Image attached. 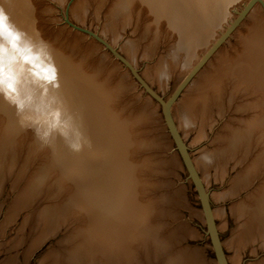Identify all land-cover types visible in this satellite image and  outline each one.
<instances>
[{
    "label": "rangeland",
    "instance_id": "374dc122",
    "mask_svg": "<svg viewBox=\"0 0 264 264\" xmlns=\"http://www.w3.org/2000/svg\"><path fill=\"white\" fill-rule=\"evenodd\" d=\"M6 1L0 0V7L23 33V37L16 39L14 34L0 33V85L8 77L13 78L15 85L7 91V96L0 90V264L7 263L13 257L18 264H68L70 258L75 259L77 264H162L166 253L156 241L157 236L160 233L169 235L179 230L182 232L183 225L198 233L197 237L189 235L184 247L202 250L206 252L209 264H218L207 226L201 219L203 210L198 192L166 128L162 106L151 94L153 92L166 101L188 71L186 47L181 46L179 33H175L176 30L171 28L165 17L157 18L152 14L145 3V6L143 3L137 4L140 3L138 0L133 4L137 7L125 4L129 2L127 0H24V10H21L23 5L17 0ZM247 1H229L230 15L225 14L219 25H225L227 18L240 14ZM263 1L259 3L262 5L259 6L262 35ZM138 5L143 7L138 8ZM145 7L149 8L150 13L149 10L143 11ZM15 11L18 15L14 14ZM145 12L146 15H142ZM248 18L249 15L246 20ZM251 25L240 28L239 32L243 33L237 32L232 42L228 41L226 47L223 46L227 49H221L225 56L221 54L223 58L220 57L223 61L225 57L227 64L220 66L223 64L221 58L214 61L217 67L213 64L210 70L214 67V72L209 73L218 71L219 74L200 93L205 100L202 101L198 93L196 96L200 99H193L195 104L203 107L200 117L204 120H196L192 133L179 132L192 159L205 154H213L217 159L221 156L222 162L212 164V168L207 170L211 175L207 172L205 175L209 180L211 208L214 211L221 209L223 217H226V220L222 217L215 219V222L216 225L219 223L217 228L222 225L218 228V234L228 264H232L230 258L235 257V252H232V248L228 250V247L240 229L232 208L247 198L250 201L254 192L260 194L264 190L263 129L259 128L260 133L258 128L253 134L246 132L253 141L244 134L245 138L244 135L242 137L247 139L245 141L241 137L242 146L239 147L235 137H240L231 135L237 134L239 126H244L240 121L258 117L260 110L253 104H257L256 101L262 98L260 95L264 94V59L263 64L259 62L251 66L245 58L236 63L241 54L242 58L246 55L247 43L245 45L242 39L250 35ZM218 27H214L215 31L220 30ZM205 48L204 43H199L198 50L194 52L195 60ZM250 52L248 50L247 53ZM159 65H163L160 66L162 70ZM150 69L153 75L148 72ZM240 69L244 73L242 80L245 72H249L243 87L242 82H236L237 77L233 75ZM172 73L177 76H172ZM176 77L180 82L174 81ZM161 78L164 84H160ZM227 80H231V83ZM246 81L249 85L244 83ZM235 82L237 84L234 85ZM236 86L242 87V91L237 90ZM51 87L59 91L61 98L56 109L45 105L41 99V96L52 93ZM22 97H31V100L29 107L23 113H18L13 100ZM69 99L81 105L78 113L70 110L73 103ZM148 102L154 103L153 111L157 113L153 122L142 119L144 115L140 108ZM249 102L251 104L247 107ZM243 104L245 107H240ZM239 109L242 110L240 114ZM255 109L259 110L258 114ZM229 124H235V129ZM225 133L231 134L226 136ZM224 136L234 137L231 139L233 143ZM260 136L261 141L255 142L254 139ZM159 138L164 139L165 145L170 139L173 143L170 142L169 147L152 143ZM217 138L221 139V143ZM228 141L237 147L234 149ZM243 144L248 146L247 149L244 150ZM72 145H79V150H74ZM102 145L103 149L109 150L108 158L106 154L102 155ZM217 152L218 156L214 155ZM175 153L179 164L172 166L168 162L170 157L176 156ZM226 155L230 156L226 158ZM223 162L227 163L225 167H222ZM246 171L253 175L251 185L247 184L246 189L243 187V191L235 195L232 189L237 175ZM181 190L185 193V199H181L178 193ZM121 194L134 198L138 206L137 211L130 212L129 202L126 204L127 230L119 240L114 234L99 232L93 221L98 220L99 223L103 214L107 213L108 208L104 205H112ZM212 194L221 196V199H214ZM95 202L104 205L99 207ZM108 215L113 216L110 211ZM177 241L175 237L170 240L168 246L171 250V245ZM125 247L126 254L120 253ZM242 247L240 264H255L264 260L263 244L251 242ZM112 252L118 255L114 260L110 256ZM106 254L107 258L110 257L108 261Z\"/></svg>",
    "mask_w": 264,
    "mask_h": 264
},
{
    "label": "bare ground",
    "instance_id": "6f19581e",
    "mask_svg": "<svg viewBox=\"0 0 264 264\" xmlns=\"http://www.w3.org/2000/svg\"><path fill=\"white\" fill-rule=\"evenodd\" d=\"M7 1H10V0H7ZM6 1V2H7ZM18 2H20V4H21V10H24V8L26 9V7L24 6V0H17ZM127 1H129L128 3H125V4H127V5H129V6H133V4H134V1H136V3H137V0H127ZM126 1V2H127ZM131 1V2H130ZM140 1V3H137V4H141V3H143V5H144V3H145V5L147 6V7H149L150 8V10H151V12H152V14H154L155 16H157V18H161V17H165L166 18V20L169 22V24L171 25V28L173 27V30L175 31V33L177 34V32L179 33V35H180V38H181V46L182 47H186V52H187V66H186V69L188 70H185V71H187V73H186V75L184 76L183 74H184V72H182L183 74H181L182 76H184L183 77V79L181 78V76H179L182 80H181V82H180V80L176 77V79H174V81L175 80H179V84L177 85V83H176V85H177V87H176V89L178 88V86L182 83V81L188 76V74L197 66V64L203 59V57L208 53V51L214 46V44H216L220 39H221V37L228 31V29L232 26V24L233 23H235L236 22V19L239 17V15L240 14H238V15H234L235 17H233V16H231L232 18L231 19H229V18H227V20H225V22H226V24L223 26V25H219V24H222V23H220V22H222V19H223V17H224V15L225 14H228V15H230V11H229V8H228V6L229 5H227L228 3H229V1H231V0H138V2ZM241 1H243V0H241ZM247 1V0H246ZM251 0H249V1H247V4L250 2ZM264 2V1H263ZM1 3V2H0ZM2 3H3V1H2ZM238 3V2H237ZM236 3V4H237ZM260 3V2H259ZM259 3H257V4H255L253 7H252V9L249 11V13L247 14V16L249 15V18L246 20V18H247V16L242 20V22L235 28V30L231 33V35L229 36V38L226 40V42H228L229 41V43H230V41L232 40V38H234L238 33L237 32H239V31H241L240 30V28H243V26H246V25H249L250 23L252 24L251 25V29H250V32H248V33H250V35L247 33V35H249L246 39H242V41L244 40V42H245V45H246V43H247V50H246V55H244L243 56V58L241 57L243 54H241L239 57H238V60H237V62L236 63H238L239 64V62H240V60L242 61L244 58L246 59V62L248 63V65L249 66H251L252 64H255V63H261L262 62V64H263V59H264V34L262 35L261 33H260V31H261V27L263 26V24H261V22H262V16H260L261 15V12L259 11V6H261L262 7V5H260ZM240 4V3H239ZM246 4V5H247ZM144 5V6H145ZM233 5H234V3H233ZM238 5V4H237ZM242 5H243V2H242ZM245 5V6H246ZM139 6H142V5H138V8H139ZM236 6V5H235ZM244 6V5H243ZM18 7H20V6H18ZM133 7H137V6H133ZM143 7V6H142ZM234 7V6H233ZM232 7V8H233ZM149 8L148 9H146V7L143 9V11H145V10H149ZM16 9H17V7H16ZM15 9V10H16ZM131 9H133L132 7H131ZM236 9V7L233 9V10H235ZM242 9V8H241ZM244 9V8H243ZM263 9H264V7H263ZM137 10H139V9H137ZM136 10V11H137ZM150 10H149V13H150ZM230 10H232V9H230ZM232 10V11H233ZM261 10V9H260ZM132 11V10H131ZM138 12H140V10L138 11ZM148 12V11H147ZM240 12V11H239ZM15 13H17L16 11L14 12V14ZM26 13V12H25ZM234 13V12H233ZM263 14V13H262ZM16 15H18V13L16 14ZM142 15H146V12L144 13V14H142ZM15 16V15H14ZM128 16H129V14H128ZM127 16V17H128ZM130 16H134V15H130ZM148 16H150V14L148 15ZM23 17H24V11H23ZM142 17H144V16H142ZM153 17V16H152ZM263 17H264V15H263ZM130 19H134V18H131L130 17ZM140 19V18H139ZM138 19V20H139ZM142 19V18H141ZM163 19V18H162ZM152 20V19H151ZM156 20H158V19H156ZM160 20V19H159ZM134 21H135V19H134ZM139 22V21H138ZM244 22V23H243ZM24 23H25V20H24V22H23V27H24ZM156 23H158V25H159V22H156ZM224 23V22H223ZM242 23H243V25H242ZM26 24V23H25ZM168 24V25H169ZM29 25V24H28ZM132 25H134V23L132 24ZM218 25H219V27H218ZM262 25V26H261ZM241 26V27H240ZM133 27H135V26H133ZM214 27H218L220 30H218V31H215L216 30V28H214ZM170 28V27H169ZM217 28V29H218ZM24 29H25V27H24ZM246 29V28H245ZM248 29V28H247ZM172 30V29H171ZM172 30V31H173ZM243 30V29H242ZM75 31V30H74ZM248 31V30H247ZM263 31H264V29H263ZM262 32V31H261ZM240 33H243V32H239V34ZM263 33V32H262ZM245 34H246V32H245ZM239 36H241V38L243 37L242 35H239ZM245 37V36H244ZM211 38H212V40H211ZM209 39L211 40V42H209ZM239 41H241V40H239ZM241 41V42H242ZM226 42L218 49V51L212 56V58L211 59H209V61L204 65V67L198 72V74H196V76L192 79V81L185 87V89L182 91V93H181V98H180V96H179V100L177 99L176 100V102L172 105V108H171V114H172V118H173V120H174V122H175V125H176V127H177V129H178V131L179 132H182V134H187V133H189V132H191V131H193L194 130V126H195V123H196V120L197 121H199L198 119L200 118V119H202L201 117H200V113L202 112V109H203V107L200 105V104H195V102L193 101V99L195 98V97H201V99L203 98L202 96H201V94H202V90H204V88L206 87V85H208V83L211 81V80H214V78H215V75L217 74V76H218V71H217V73L215 72V74L213 73V74H211V72L209 73V71H212V72H214L213 71V69H214V67H213V69H211L210 70V68H212L211 66H213V64H214V66L216 65L215 63H217V62H214V61H216V60H219L221 57H222V55L221 54H223L222 53V50L221 49H224L226 46H225V44H226ZM232 42V41H231ZM243 42V43H244ZM199 43L202 45V43H204V45H205V47H207V49L205 50V51H203V54H200L201 56H199L198 55V53H197V56H199L196 60H195V51H196V49L198 50V45H199ZM235 43H236V41H235ZM242 43V44H243ZM232 44V43H231ZM237 44V43H236ZM241 44V43H240ZM177 45H179V44H177ZM234 45V44H233ZM238 45V44H237ZM119 46V45H118ZM126 46V45H125ZM223 46H225V47H223ZM228 46V45H227ZM239 46V45H238ZM223 47V48H222ZM123 48H125V47H123ZM176 48H179V47H176ZM232 48V47H231ZM227 49V48H226ZM226 49H224V50H226ZM233 49H234V47H233ZM123 50V52L125 51V49H122ZM179 50H180V48H179ZM248 50L249 51H252V52H250V53H247L248 52ZM177 51V50H176ZM228 51V50H227ZM178 52V51H177ZM176 52V53H177ZM182 52V51H181ZM231 52V51H230ZM241 52H243V51H241ZM240 52V53H241ZM136 53V52H135ZM232 53V52H231ZM239 53V54H240ZM179 54V53H178ZM253 54V55H252ZM132 55V54H131ZM181 55H183V54H181ZM224 55V54H223ZM227 56H230V55H228V54H226ZM137 56V55H136ZM135 56V57H136ZM180 56V55H179ZM221 56V57H220ZM225 56V55H224ZM219 58V59H218ZM223 58V57H222ZM221 58V59H222ZM237 58V57H236ZM258 58V59H257ZM139 59V57L136 59V60H138ZM228 59V58H227ZM226 59V60H227ZM231 59V58H230ZM240 59V60H239ZM256 59V60H255ZM135 60V59H134ZM181 60V59H180ZM173 61V60H172ZM175 61V60H174ZM222 61H223V59H222ZM222 61H220V62H222ZM224 61H225V57H224ZM223 61V64L222 65H220V66H223V65H225V64H227V63H225ZM167 63H168V60L166 61ZM227 62H230V60H228ZM135 63V62H134ZM167 63H165V65H167ZM170 63H171V61H170ZM179 63H181V62H179ZM218 63H219V61H218ZM231 63V62H230ZM136 65H137V63H135ZM168 65H169V67H171L170 65L171 64H169L168 63ZM134 66V65H133ZM160 66H163V65H159V68H160ZM174 66H176V65H174ZM177 66H178V64H177ZM183 66V65H182ZM136 67V66H135ZM217 66H215V68H216ZM219 67V66H218ZM133 68V67H132ZM162 68L163 67H161L160 69L162 70ZM167 68V67H166ZM165 68V69H166ZM177 68V67H176ZM175 68V69H176ZM164 69V70H165ZM178 69H179V67H178ZM218 69V68H217ZM221 69V68H220ZM128 70V69H127ZM148 70V69H147ZM154 70V69H153ZM167 70V69H166ZM172 70V69H171ZM170 70V71H171ZM167 71H169V70H167ZM167 71H165V72H167ZM176 71V70H175ZM216 71V70H215ZM147 72V71H146ZM148 72H150L151 73V69H150V71H148ZM148 72L146 73V74H148ZM153 72V71H152ZM163 72V71H162ZM179 72H180V70H179ZM133 73V72H132ZM154 73V72H153ZM173 74H174V76H177L175 73H172V76H173ZM242 74H244L242 71H241V69L239 70V71H237V74H235V72L233 73V75L234 76H236L237 78V80H236V82L238 81H240V82H242V83H240V84H242V87L245 85V84H243V81L244 80H247V78H248V74H249V72L247 71V72H245V77H243L244 79L242 80V78H241V76H243ZM128 75H129V73H128ZM133 75V74H132ZM150 75V74H149ZM149 75H147V76H149ZM151 75H153L152 73H151ZM166 75V74H165ZM144 76H145V74H144ZM169 76V75H168ZM171 76V75H170ZM169 76V77H170ZM232 75H230V77H231ZM152 77V76H151ZM150 77V78H151ZM154 77V76H153ZM162 77V76H161ZM165 77V76H164ZM230 77H228V78H230ZM263 77V79H264V76H262ZM149 78V77H148ZM155 78H157L156 77V75H155ZM147 79V78H146ZM154 79V78H153ZM173 79V78H172ZM230 79H232V77L230 78ZM234 79V78H233ZM203 80H205V84L203 83ZM154 81H158L157 79H155ZM159 81H160V84H164V79L163 78H161V79H159ZM169 81V80H168ZM228 81V80H227ZM233 81H235V80H233ZM233 81H232V83H233ZM228 82H230L231 83V80L230 81H228ZM234 83V85L235 84H237V83ZM175 83V82H174ZM173 83V84H174ZM230 83H228V84H230ZM244 83H246V84H248L249 85V83L246 81V82H244ZM239 84V85H240ZM156 85V84H155ZM159 85V84H158ZM165 85H167V84H165ZM164 85V86H165ZM175 85V84H174ZM225 85H227V84H225ZM233 85V84H232ZM238 85V86H239ZM163 86V85H162ZM223 86V85H222ZM231 86V85H230ZM175 87V86H174ZM235 87V86H234ZM237 87V86H236ZM242 87H240L241 89H242ZM250 87V86H249ZM263 88H262V91H263V93H264V84H263V86H262ZM52 88V87H51ZM95 89H96V87H94ZM165 88V87H164ZM163 88V89H164ZM230 88H233V86L232 87H230ZM239 87H237V90L238 89H240ZM245 88V87H244ZM166 89V88H165ZM175 89V90H176ZM236 89V88H235ZM234 89V90H235ZM240 89V90H241ZM246 89V88H245ZM247 89L249 90V88L247 87ZM162 90V89H161ZM174 90V91H175ZM244 90V89H243ZM162 91H164V90H162ZM225 91H227V90H225ZM242 91V90H241ZM245 91V90H244ZM94 92V91H93ZM233 92V91H232ZM245 92H247V91H245ZM165 93V92H164ZM197 93H198V95H197ZM201 93V94H200ZM234 93V92H233ZM232 93V94H233ZM59 95V91H57V90H55L54 88H52V93H50V94H48V95H44V96H41V99L42 100H44V102H45V105L47 104V105H50V106H54V108L55 107H57L58 108V106L57 105H59L58 103H61V98H60V96H58ZM197 95V96H196ZM233 96V95H232ZM260 96H262V98H261V100L260 101H256V102H258L257 104H253V105H256L255 107L256 108H258L259 110H260V112H259V110L257 111V109H255L256 111L255 112H257V114H258V112H259V115H258V117L257 118H251V120L250 119H247V123L245 124V121L244 122H241L240 121V123H244V126L243 127H238V129H236V133L237 134H231V135H237L238 137H240L239 139H237L236 137H235V140H236V144L238 145V147L239 146H242L241 145V141H240V139H241V137L244 135V134H246V132L247 133H254L253 131H255L257 128H258V131H259V133H260V130L261 129H263V131H264V94H262V95H260ZM260 96H259V98H260ZM197 97V98H198ZM170 98V97H169ZM196 98V99H197ZM222 98V97H221ZM234 98V97H233ZM237 98V97H236ZM259 98H258V100H259ZM198 99H200V98H198ZM205 99L203 98L202 99V101H204ZM69 101L71 102V103H73V106H70L71 107V111H73V112H79L80 111V107H81V105H79V104H77L75 101H73V100H71V99H69ZM150 101V100H149ZM234 101H237L236 99H234ZM143 102H145V101H143ZM147 102V101H146ZM196 102H197V100H196ZM208 102V101H207ZM230 102H231V99H230ZM236 103V102H235ZM247 103V102H246ZM245 103V104H246ZM152 104H154V103H152ZM152 104L150 103V102H148V103H145L144 105H142L141 106V108L140 109H142V113H143V115H144V117L142 118V119H146V120H148V121H150V122H153V121H155V119H156V115H157V113H155L154 111H153V108L154 107H152ZM202 104H204V103H202ZM205 104H207V103H205ZM204 104V105H205ZM231 104H233V102L231 103ZM251 103L249 102V104H248V106H247V104L245 105V106H247V107H249V105H250ZM200 105V106H199ZM203 105V106H204ZM234 105V104H233ZM238 105V104H237ZM237 105H236V107H237ZM155 106V105H154ZM157 106V105H156ZM155 106V107H156ZM207 106V105H206ZM232 106V105H231ZM239 106V105H238ZM244 106V104L242 105V106H240V107H243ZM244 106V107H245ZM62 107H64V106H62ZM157 107H159V106H157ZM209 107H211V105L209 106ZM246 107V108H247ZM251 107V106H250ZM46 108H48V106L47 107H45V109ZM53 108V107H52ZM205 108V107H204ZM207 108V107H206ZM232 108V107H231ZM234 108V107H233ZM238 108V107H237ZM254 108V107H253ZM261 108V109H260ZM45 109H44V111H45ZM56 109V108H55ZM65 109H67L66 108V106H65ZM159 109V108H158ZM213 109V108H212ZM211 109V110H212ZM244 109V108H243ZM251 109H252V107H251ZM250 109V110H251ZM47 110V109H46ZM58 110V109H57ZM68 110V109H67ZM156 110V109H155ZM208 110V108L206 109V111ZM43 111V112H44ZM204 111V110H203ZM240 111L242 112V110L241 109H239V114H240ZM244 111H245V109H244ZM208 112V111H207ZM207 112H205V114L207 113ZM210 112V111H209ZM208 112V113H209ZM249 111H246V113H248ZM252 111H250V113H251ZM45 113V112H44ZM158 113H159V111H158ZM208 113H207V116H208ZM211 113V112H210ZM210 113H209V115H210ZM203 114V113H202ZM226 114V113H225ZM245 114V112L242 114V117H243V115ZM251 114H254V112L253 113H251ZM246 115H248V114H246ZM245 115V116H246ZM254 115H256V113L254 114ZM241 116V115H240ZM249 116V115H248ZM247 116V117H248ZM253 116V115H252ZM205 116H203V118H204ZM234 117V116H233ZM255 117V116H254ZM159 118V117H158ZM161 118V117H160ZM209 118V117H208ZM237 118V117H236ZM249 118V117H248ZM206 119V118H205ZM243 119V118H242ZM202 120H204V119H202ZM201 120V121H202ZM235 120H237V119H235ZM239 120H241V118H239ZM143 121V120H142ZM164 121V120H163ZM208 121V120H207ZM249 121V122H248ZM89 122V121H88ZM209 122V121H208ZM87 123V122H86ZM200 123V122H199ZM204 123H206V120L204 121ZM203 122L201 123V124H204ZM239 123V122H238ZM239 123V124H240ZM236 124V123H235ZM235 124H234V126H235ZM178 125V126H177ZM229 125H231V124H229ZM86 126V125H85ZM87 126H88V124H87ZM202 126V125H201ZM205 126V125H204ZM234 126H232L231 125V127H234ZM242 126V125H241ZM200 127V126H199ZM231 127H230V130H231ZM236 127V128H237ZM167 129H168V127H166ZM202 129H203V127H201ZM259 128H261V129H259ZM166 129V130H167ZM197 129V128H196ZM234 129H235V127H234ZM233 129V130H234ZM201 129L199 128V131H200ZM205 130V129H204ZM203 130V131H204ZM169 131V130H168ZM196 131V130H195ZM257 131V132H258ZM164 132V131H163ZM228 132V131H227ZM235 132V131H234ZM233 132V133H234ZM192 133V132H191ZM194 133H196V132H194ZM198 133V132H197ZM201 133H202V131H201ZM256 133V132H255ZM261 133H263V135H264V132H262L261 131ZM199 134V133H198ZM227 133H225V135H226ZM230 134H227V135H230ZM251 134V135H252ZM169 135V134H168ZM226 135V136H227ZM247 135V134H246ZM249 135V134H248ZM247 135V136H248ZM187 136V135H186ZM202 136H204V135H202ZM226 136H224V137H226ZM256 136V135H255ZM244 138H245V135L243 136ZM242 137V138H243ZM249 137V139L250 140H252L251 139V137L250 136H248ZM254 137V136H253ZM258 137V136H257ZM256 137V138H257ZM264 136H262V138H263ZM170 138V137H169ZM199 138V137H198ZM227 138V137H226ZM232 138H234V137H232ZM232 138H230V137H228L227 139H232ZM243 138V140H245L246 141V139H247V137H246V139H244ZM254 139L255 140V142H256V140H258V142H259V140L260 139H262L261 138V136H260V138L259 139ZM160 139V140H159ZM158 140H156V139H154L153 141H152V143L154 144L155 143V145H165V142H164V139L163 138H159ZM217 139H219V138H217ZM216 139V140H217ZM85 140H87L86 138H85ZM196 140V139H195ZM264 140V139H263ZM172 141H173V139H172ZM171 141V139H170V141H169V143L167 142V145H165L166 147H169V144H170V142H172ZM218 141V140H217ZM216 141V142H217ZM219 141H220V143H221V139H219ZM219 141H218V143H219ZM224 141V140H223ZM245 141H243L244 143H245ZM249 141V140H248ZM253 141V140H252ZM261 141V140H260ZM88 142V141H87ZM86 142V143H87ZM195 142V141H194ZM228 142H230V141H228ZM231 142L233 143V141L231 140ZM231 142H230V145H231ZM235 142V141H234ZM262 142H264V141H262ZM173 143V142H172ZM239 143H240V145H239ZM247 143V142H246ZM245 143V144H246ZM251 143V142H250ZM254 143V142H253ZM224 144V143H223ZM255 144V143H254ZM259 144V143H258ZM257 144V145H258ZM261 144V143H260ZM264 144V143H263ZM262 144V145H263ZM88 145V144H87ZM86 144H85V146H87ZM220 145V144H219ZM218 144H217V146H219ZM235 145V144H234ZM237 145H235V147L233 146V145H231V146H233L234 147V149L237 147ZM244 145V144H243ZM246 145H248V144H246ZM251 145V144H250ZM89 146V145H88ZM217 146H216V148H217ZM221 146H222V144H221ZM223 146H225L226 147V145H223ZM228 146V145H227ZM245 146V145H244ZM102 147V149H101V151H103V154L102 155H104V154H106L107 155V158L110 156L109 155V150L108 149H106V148H104L103 149V145L101 146ZM172 147V146H171ZM170 147V148H171ZM246 147H248V146H245L244 147V150H245V148ZM169 148V149H170ZM228 148V147H227ZM243 148V147H242ZM250 148V147H249ZM248 148V149H249ZM233 148L231 149L230 148V150H234ZM240 149V148H239ZM239 149H237V151H239ZM247 149V148H246ZM219 150H221V149H219ZM218 150V151H219ZM224 150V149H223ZM230 150H228L227 149V151H230ZM208 151V150H207ZM215 151H216V149H215ZM214 151V152H215ZM222 151V150H221ZM220 151V152H221ZM226 151V149L224 150V152ZM94 152H96V151H94ZM219 152V154H221ZM224 152H222V154L221 155H223L224 154ZM231 152V151H230ZM241 152V151H240ZM242 152H243V149H242ZM90 153V152H89ZM173 153H174V150H173ZM233 153V152H232ZM234 153H236V150L234 151ZM234 153H233V156H234ZM92 154V153H91ZM172 154V153H171ZM176 154V153H175ZM174 154V155H175ZM211 154V153H210ZM226 154H228L227 152H226ZM231 154V153H230ZM237 154V153H236ZM239 154H241V153H239ZM213 155V154H212ZM212 155H209V154H205V155H203V156H201L200 158H198V159H192L191 158V160H192V163H193V165H194V168H195V170H196V172L198 173V175H199V177L201 176L202 178H200L201 179V181H202V183H203V185H204V187H205V190H206V192H207V194L209 193V190H208V184H209V180L206 178V176L207 175H205L206 173L205 172H207V170H208V168H212V164H213V166L216 164L217 165V162L219 161V162H222L221 161V156L219 157V159H217V158H215V156H212ZM214 155H216V156H218V152H217V154H215L214 153ZM243 155V154H242ZM264 155V154H263ZM225 156V155H224ZM224 156H222V159L224 160ZM228 156H230V155H228ZM227 155H226V158L228 157ZM233 156H232V158H233ZM93 157V156H92ZM178 156H177V154H176V156H174V157H170L169 159V162H168V160H167V162H168V164L170 163V164H172V166L173 165H178L179 164V158H177ZM191 157V156H190ZM205 157H209L210 159H211V163H208L204 158ZM234 157H236V156H234ZM243 157V156H242ZM91 158V157H90ZM247 158V157H246ZM259 158V157H258ZM242 159V158H241ZM240 159V160H241ZM245 159V158H244ZM262 159V158H261ZM240 160H239V162H240ZM260 160V159H259ZM263 160V159H262ZM182 161V160H181ZM225 161H227V160H225ZM216 162V163H215ZM218 162V163H219ZM238 162V161H237ZM244 162V161H243ZM181 163V162H180ZM215 163V164H214ZM242 163V162H241ZM227 163H225V162H223V165H222V167L224 166V165H226ZM183 165V164H182ZM182 165H180V166H182ZM256 164H254V165H252V166H255ZM221 166V164L218 166V169H219V167ZM250 166V165H249ZM225 167V166H224ZM185 168V167H184ZM248 168V167H247ZM210 170V169H209ZM248 170V169H247ZM252 170V169H251ZM250 170V171H251ZM220 171H222L221 170V168H220ZM225 171V170H224ZM207 173H209V171L207 172ZM221 173H223V172H221ZM210 174V173H209ZM252 173H249V172H245V174H238L237 176V180H236V182H235V184L233 185L234 186V188L232 189V191L235 193V195L237 194V193H239V192H242L243 190V187H245V189H246V185L248 184L249 185V183L251 182V180H253V179H251V177H253V175H251ZM211 175V174H210ZM219 176H220V174H219ZM223 177V176H222ZM209 178V177H208ZM216 178V177H215ZM217 178H218V176H217ZM219 179V178H218ZM122 182H123V184H125L124 182V180H122ZM250 185H251V183H250ZM121 187V186H120ZM248 187H250V186H248ZM121 189V188H120ZM248 189V188H247ZM242 190V191H241ZM248 191V190H247ZM259 191V190H258ZM262 191V193H263V191L264 190H261ZM261 191H260V194H259V192L256 194L255 192H254V195L253 194H251L250 196H251V198L252 199H250V201H247L248 200V198H247V200H241V201H243V203H240V204H238V202H236L238 205L235 207V205L233 206V207H235V208H232V209H234L233 210V215L235 216V218H237V220L239 221V228L240 229H238L239 231H238V235H237V237L233 240V242H232V240H231V246L230 247H228V250H230L231 251V249L230 248H232V252H235V257L232 259V257L230 258V257H228V258H230V262L232 263V264H240L241 263V261H242V258H241V253H242V246H245L246 245V243H251V242H256V243H258V244H263L264 245V194H261ZM231 192V191H230ZM179 194H180V197H181V199H185V193H184V191L183 190H181L180 192H178ZM210 194V193H209ZM259 194V195H258ZM126 195H127V193H126ZM126 195H124V194H121V197L120 198H118L117 200H115V203H112V205L109 203V205L108 204H106V205H104V203H103V205L104 206H107V215L106 214H103V216L101 217L102 218V220H99V223H98V220H97V222L96 221H93V225H94V227H95V229H97L99 232L100 231H102L103 232V234L104 233H106V234H108V235H112V234H114L115 236H116V238H119V240H120V237H122L124 234H123V232H125L126 233V230H127V226H126V224H127V222H126V217H127V212H126V204H128V202H129V207H130V212H135V211H137V201H135V199L133 198H129L128 196H126ZM134 195V194H133ZM133 195H132V197H133ZM213 195V194H212ZM234 195V196H235ZM209 196V195H208ZM233 196V197H234ZM250 196H248L249 198H250ZM218 195L217 194H214L213 195V198L214 199H216V200H218ZM221 197V196H220ZM219 197V199H221ZM231 197H232V194H231ZM212 198V199H213ZM213 199V200H214ZM240 200V199H239ZM92 201V203H93V200H91ZM215 201V200H214ZM240 201V202H241ZM90 202V201H89ZM92 203L90 204L91 205V209L93 208V205H92ZM99 207H103V205L102 204H100V202L98 203V202H95ZM97 205H96V207H97ZM99 207H98V209H99ZM156 209V208H155ZM103 211V210H102ZM109 211H110V213L114 216H109L108 215V213H109ZM223 212H224V210H223ZM212 213H213V217H214V220L216 219H218V218H222L223 217V215H222V212H221V209L218 211V210H212ZM94 215H96L95 213H93ZM223 214H225V213H223ZM105 215V216H104ZM116 215H118V216H116ZM202 216V220L205 222V224H206V219H205V217H204V214L202 213L201 214ZM100 218V217H99ZM98 218V219H99ZM100 218V219H101ZM226 218V217H225ZM224 217H223V220L225 219ZM226 220V219H225ZM116 222V223H115ZM221 222V221H220ZM224 222V221H223ZM222 222V223H223ZM216 223V222H215ZM114 224V225H113ZM117 224V225H116ZM219 224V223H218ZM217 224V225H218ZM101 225V226H100ZM217 225H216V227H217ZM221 225V224H220ZM222 226V225H221ZM221 226H218V228L219 227H221ZM181 227H182V225H181ZM225 226H223V228H224ZM111 228V229H110ZM123 228H125L124 230H123ZM218 228H217V230H218ZM222 228V229H223ZM220 229V228H219ZM225 229V228H224ZM223 229V230H224ZM96 230V231H97ZM95 231V232H96ZM97 231V232H98ZM219 231V230H218ZM167 234V233H166ZM187 235V236H186ZM191 236V237H197L198 236V233L195 231V230H193V229H191L189 226H187V225H183V227H182V232H181V230H179V231H175V232H172V233H170L169 235H164V233L162 234V233H160L159 234V237L157 236V239H156V241L158 242V244L159 245H162V249L161 250H164V252L166 253V257L164 258V261L162 262V264H209V261H208V258L206 257V255H205V253L202 251V250H193V249H188V247H184V243H187V241H188V239H187V237L188 236ZM235 235V236H236ZM173 237H175L176 238V240H178L177 241V243H174V245H171V246H173V249L171 250V248L168 246V243L170 242V240H172V238ZM155 241V242H156ZM230 242V241H229ZM164 244V245H163ZM177 244V245H176ZM226 246H228V245H226ZM163 247H164V249H163ZM222 247H223V244H222ZM127 247H125V248H123V249H121L120 250V253L121 252H124L125 254H126V249ZM226 248V247H225ZM262 248V247H261ZM128 250V249H127ZM258 251V250H257ZM156 252V251H155ZM161 252V251H160ZM159 252V253H160ZM109 253V252H108ZM119 253V254H120ZM162 253V252H161ZM255 253H257V252H255ZM156 254H157V252H156ZM164 254V253H163ZM257 255V254H256ZM106 256V258H107V254L105 255ZM111 259L112 260H114L118 255H117V252H112L111 253ZM108 257H109V254H108ZM113 257V258H112ZM105 258V257H104ZM105 258V259H106ZM158 258V257H157ZM108 259H110V257L109 258H107V261H108ZM68 264H77L76 263V260L75 259H73V258H70V259H68ZM106 261V262H107ZM111 261V260H110ZM109 261V262H110ZM228 262V261H227ZM111 263V262H110ZM116 263V262H115ZM5 264H18V261H17V259L15 258V257H13V258H11L10 260H8L7 261V263H5ZM57 264H62V263H57ZM117 264V263H116ZM254 264V263H253ZM255 264H264V260H262L260 263H255Z\"/></svg>",
    "mask_w": 264,
    "mask_h": 264
},
{
    "label": "water",
    "instance_id": "95a60500",
    "mask_svg": "<svg viewBox=\"0 0 264 264\" xmlns=\"http://www.w3.org/2000/svg\"><path fill=\"white\" fill-rule=\"evenodd\" d=\"M259 2H262V0H251L244 7L239 17L236 19V22L233 23L232 26L228 29V31L221 37V39L216 44H214V46L208 51V53L203 57V59L197 64V66L188 74V76L182 81V83L178 86V88L173 92L170 98L164 101L158 95L154 94L153 92L151 93L153 98L162 106L163 117L168 127L169 133L184 163V166L190 176V179L193 182L198 192V196L200 198L201 205H202L203 214L206 219V226L208 229V234L210 236L212 247L216 254L218 264H228V262H227V259H226L221 241H220V237L218 234V230L216 227V223L213 217L209 196L205 190V187L198 173L196 172L194 168V165L192 163L188 149L186 145L184 144V141L182 137L180 136V133L175 125V122L171 114V108H172V105L179 98V96L181 95L185 87L192 81V79L204 67V65L209 61V59L212 58V56L218 51V49L226 42V40L229 38L231 33L247 16V14L252 9V7Z\"/></svg>",
    "mask_w": 264,
    "mask_h": 264
},
{
    "label": "clouds",
    "instance_id": "9594fccd",
    "mask_svg": "<svg viewBox=\"0 0 264 264\" xmlns=\"http://www.w3.org/2000/svg\"><path fill=\"white\" fill-rule=\"evenodd\" d=\"M0 25H2L3 33L7 34L9 36H13L16 39H20L23 37V33L20 32L19 29L16 28V26L11 22L8 14L5 12V10L0 7ZM13 78L8 77L6 78L2 85H0V90L5 92V95L7 96V91L9 89H12L14 87ZM31 100V97H22L13 100V103L16 105L18 113H23L28 107L29 102ZM74 150H79V145H72L71 146ZM208 163H211V159L209 157L204 158Z\"/></svg>",
    "mask_w": 264,
    "mask_h": 264
},
{
    "label": "snow or ice",
    "instance_id": "6c2138e0",
    "mask_svg": "<svg viewBox=\"0 0 264 264\" xmlns=\"http://www.w3.org/2000/svg\"><path fill=\"white\" fill-rule=\"evenodd\" d=\"M3 32V28H2V25H0V33Z\"/></svg>",
    "mask_w": 264,
    "mask_h": 264
}]
</instances>
